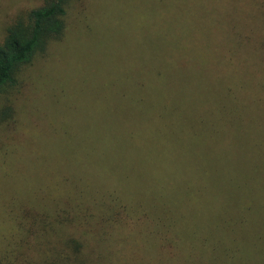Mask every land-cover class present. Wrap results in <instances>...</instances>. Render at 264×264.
I'll return each instance as SVG.
<instances>
[{"label": "trees", "instance_id": "obj_1", "mask_svg": "<svg viewBox=\"0 0 264 264\" xmlns=\"http://www.w3.org/2000/svg\"><path fill=\"white\" fill-rule=\"evenodd\" d=\"M70 2L45 0L14 15L0 40V92L62 39ZM163 49L145 64L152 75L127 79L121 92L124 107L138 104L148 120L133 132L110 127L91 147L58 145L61 167L6 210L0 264H264V222L240 193L232 149L200 148L221 130L204 127L206 103L222 95L218 70L187 47L171 49L166 69ZM107 159L144 165L128 173Z\"/></svg>", "mask_w": 264, "mask_h": 264}, {"label": "rangeland", "instance_id": "obj_2", "mask_svg": "<svg viewBox=\"0 0 264 264\" xmlns=\"http://www.w3.org/2000/svg\"><path fill=\"white\" fill-rule=\"evenodd\" d=\"M44 1L0 0V40L14 15ZM65 27L0 92V236L16 194L24 201L43 189L48 168L61 167L58 145L91 147L110 127L133 132L148 120L138 104L124 107L121 92L127 79L152 75L145 64H155L161 48L163 67L172 68L173 47L201 49L218 70L222 95L206 103L204 127L221 130L200 148L230 146L240 193L264 222V0H71ZM132 163L107 159L128 173L144 165Z\"/></svg>", "mask_w": 264, "mask_h": 264}]
</instances>
